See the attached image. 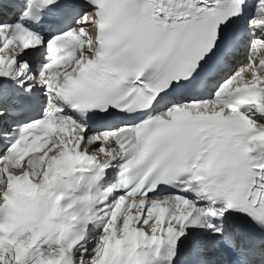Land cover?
Here are the masks:
<instances>
[{"label":"snow or ice","instance_id":"obj_1","mask_svg":"<svg viewBox=\"0 0 264 264\" xmlns=\"http://www.w3.org/2000/svg\"><path fill=\"white\" fill-rule=\"evenodd\" d=\"M0 264H264V0H0Z\"/></svg>","mask_w":264,"mask_h":264}]
</instances>
